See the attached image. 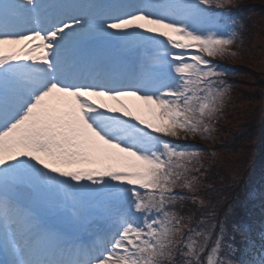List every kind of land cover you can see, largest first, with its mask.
<instances>
[{
  "label": "snow or ice",
  "instance_id": "obj_1",
  "mask_svg": "<svg viewBox=\"0 0 264 264\" xmlns=\"http://www.w3.org/2000/svg\"><path fill=\"white\" fill-rule=\"evenodd\" d=\"M231 3L0 0V264H235L243 226L181 214L201 157L163 138L209 137Z\"/></svg>",
  "mask_w": 264,
  "mask_h": 264
},
{
  "label": "trees",
  "instance_id": "obj_2",
  "mask_svg": "<svg viewBox=\"0 0 264 264\" xmlns=\"http://www.w3.org/2000/svg\"><path fill=\"white\" fill-rule=\"evenodd\" d=\"M210 10L222 11L215 5ZM233 19L238 36L231 50L237 55L206 57L227 73L223 79L228 86L209 137L181 132L185 143L170 141L201 157L194 163L199 172L191 174L199 179L197 191L176 192L197 195L205 205L188 199L177 208L185 216L194 213V223L203 217L215 224L213 240L220 225L226 237L233 234L234 225H242L246 235L235 234L232 259L250 264L264 247V0H232L224 22Z\"/></svg>",
  "mask_w": 264,
  "mask_h": 264
},
{
  "label": "rangeland",
  "instance_id": "obj_3",
  "mask_svg": "<svg viewBox=\"0 0 264 264\" xmlns=\"http://www.w3.org/2000/svg\"><path fill=\"white\" fill-rule=\"evenodd\" d=\"M127 99V101L130 103V104H132V103H134V101H133V99L132 98H126ZM109 103H111V102H109ZM169 138H173V137H169ZM259 217L262 219L263 218V214H259ZM260 248H263L264 249V247H260Z\"/></svg>",
  "mask_w": 264,
  "mask_h": 264
}]
</instances>
